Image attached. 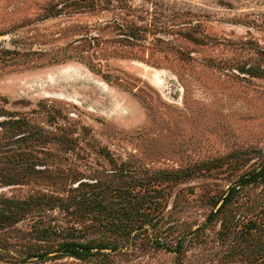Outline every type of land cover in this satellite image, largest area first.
<instances>
[{"label": "rangeland", "instance_id": "1", "mask_svg": "<svg viewBox=\"0 0 264 264\" xmlns=\"http://www.w3.org/2000/svg\"><path fill=\"white\" fill-rule=\"evenodd\" d=\"M263 165L264 0H0V264H264Z\"/></svg>", "mask_w": 264, "mask_h": 264}, {"label": "trees", "instance_id": "2", "mask_svg": "<svg viewBox=\"0 0 264 264\" xmlns=\"http://www.w3.org/2000/svg\"><path fill=\"white\" fill-rule=\"evenodd\" d=\"M257 181H264V165L254 172H250L245 176L241 177L235 186L229 187L225 196L222 198V203L219 210L226 205L230 204L233 198L239 193V190L247 184H251ZM218 210V211H219ZM215 213H210L209 219H212ZM56 233V230H53ZM46 239V237H45ZM44 241V240H43ZM101 247V246H100ZM99 251L98 247H93L91 244H81L76 242H62L58 245L55 250V255L51 257H70L80 261H86L89 257L94 255L93 250ZM47 254H39L37 256L38 261H43L46 259ZM51 259V258H48Z\"/></svg>", "mask_w": 264, "mask_h": 264}]
</instances>
